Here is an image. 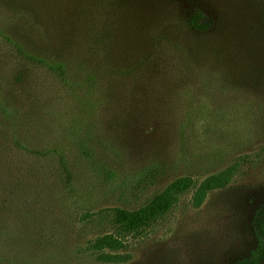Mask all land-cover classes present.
<instances>
[{
    "label": "rangeland",
    "instance_id": "obj_1",
    "mask_svg": "<svg viewBox=\"0 0 264 264\" xmlns=\"http://www.w3.org/2000/svg\"><path fill=\"white\" fill-rule=\"evenodd\" d=\"M185 177L155 223L114 224ZM262 206L264 0H0V264H234Z\"/></svg>",
    "mask_w": 264,
    "mask_h": 264
},
{
    "label": "trees",
    "instance_id": "obj_2",
    "mask_svg": "<svg viewBox=\"0 0 264 264\" xmlns=\"http://www.w3.org/2000/svg\"><path fill=\"white\" fill-rule=\"evenodd\" d=\"M188 26L200 32L208 30V17L202 12H196L188 19ZM49 69L52 66L48 67ZM62 73V72H61ZM98 80V74L94 75H76L71 85V94L77 91V88L85 90V83L88 84V89H91L89 84H93ZM88 92H82L83 97L87 96ZM225 178L222 175H212L205 179L195 190L192 200L195 207L201 206L206 195L210 191L224 186ZM195 188L194 182L190 178H179L171 182L161 193L155 194L146 204L138 209H113V221L115 225L122 226L126 229H133L147 224L155 223L159 218L166 215L179 201V197L190 192ZM251 226L258 239V246L248 257L237 260L234 264H264V206H262L255 214L251 221ZM97 249L105 247L118 249L121 243L112 242L110 237L105 236L95 242ZM106 256V259H109ZM113 259H115L113 257Z\"/></svg>",
    "mask_w": 264,
    "mask_h": 264
}]
</instances>
